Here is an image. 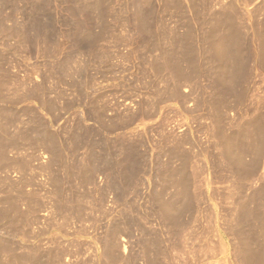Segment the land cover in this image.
Here are the masks:
<instances>
[{"label":"rangeland","instance_id":"1","mask_svg":"<svg viewBox=\"0 0 264 264\" xmlns=\"http://www.w3.org/2000/svg\"><path fill=\"white\" fill-rule=\"evenodd\" d=\"M9 1H10V3L8 4L9 6L7 4L5 5L7 7H4L3 5L0 4V6H3L4 9H8L9 7L8 10L9 12H5L3 7H0V11H1L0 15H2L4 18L9 17L10 21L11 18L13 17H14L13 19H15L21 16L22 18H24L23 21L22 20L20 21V19H22L21 17L19 19L21 25H23L22 22L23 23L26 22L28 24L25 23L22 27L19 24V21L16 19V21L18 22L14 20L13 24L11 23L10 25V22L7 21L5 25L7 24L6 25L7 27H9V25L11 27L14 26V28L16 27L18 28L19 26H21L22 28L19 29L20 31L22 30L21 32L23 33L25 32L24 29L26 28L27 30L30 27L32 29L34 27L33 25L34 22L30 18V16L26 15L25 13L23 14V12H25L23 10L24 5L16 4L19 3L17 0L16 1L7 0V3ZM77 1L78 0H75V2ZM231 1L232 0H106L103 5L108 9L106 10V12H104L102 8L100 10V7H96L97 0H82V1L79 0L78 5L77 6L75 5L77 8L79 9H83L85 7L88 8L87 12H81V14H79L78 16L81 23V26L79 27L76 26L71 21L70 22L66 21V19L68 18L67 1L51 0V5L53 7V12H51L53 17L51 15V19L54 20L52 21V23L49 21L54 27L53 31H51L53 38L50 37L49 39V41L50 40L52 41L49 42L51 44L49 43H43V45L42 43L41 44L37 43L38 45L35 44L34 43L35 41L34 42L32 41V39L33 40L36 39L35 33H34V37H32L31 39V36H33L32 33L35 31V28H33L32 29L33 32L30 29L29 30L31 32L29 30L28 32L27 31L25 32L28 34L27 36H29L28 37L29 40L27 39V42H25L27 44L21 45L20 42H18V39H14V40L11 39L10 43H8L9 45L7 44L8 49L4 48V50H2V47H0V50L4 51L3 54L8 51V55L4 54L5 63L3 65L4 66L3 68L7 73L1 70L2 68L0 69L2 72L7 74V75H3L4 73L0 71V76H1L0 103L9 106V108L12 107L10 110L14 109L13 112L14 117L19 115L18 116L19 119L13 118L15 124L12 125L14 126L13 128L12 126L10 127L11 128L10 131L15 132L17 129L16 128L17 124L19 123V121L20 123L22 121L21 124L19 123L20 125L18 124V127L20 129L18 128L19 130L18 129L17 130L25 131L28 133L30 132L29 135H32L30 138L34 139V137H36L35 136L36 134L34 135L33 131H29L28 124H29V120L32 119V116L33 118L35 116L32 114L28 115V113L27 114L26 112L24 113L21 109H24V107L25 108L29 107L28 109L31 108L34 111L33 107H35L38 113H41L40 118H41L42 127H43L44 119L46 121L45 123L49 121L47 125L44 123L45 127L46 129L50 127L49 130L47 129L49 134H51L52 132L57 134L55 135L56 138L58 137L56 143L60 147L59 149L57 145L54 151L38 148L40 149V150L37 149L38 152L37 151L34 152L35 154L31 153L32 155L29 154L31 158H36V156L37 157L39 156V158L36 159L37 162H34V168L36 167L38 169L35 168L34 170L31 167L30 170H28L29 173L27 172L25 177L28 182L29 181L31 183L33 182L32 184L34 188L32 187V184L29 183L28 185H26L27 186L26 190L28 191H31L32 189L36 190L34 191L37 192L36 196L38 201L41 202L42 207L40 208V210H37L34 213L28 214V212H26L24 216L16 215L17 216L16 217L14 214H12L13 217L10 215V218L12 217V219L10 218L8 219L10 221L0 217V253H1L0 264H5L6 261L10 260L9 254H6V251H3L5 245H6V250L8 247H9L8 249H10V247L12 248L14 247V249L16 250L19 247H21L22 249L21 248L19 249L21 251L17 250L18 254L21 252L20 253L21 255L26 252L24 254L26 255L29 252L30 255L28 254L27 255L31 256V258L34 259V260L32 259L33 261L32 263L42 264L46 262L48 259V252H49L48 249L52 248L51 250H55L57 247H59L60 249L63 246L61 244H64L63 247L65 249V252L67 251L65 253V257L64 256L62 257L63 264L65 263L66 264H96L98 262L97 259L99 258L102 259L103 257V256L101 257V255L103 254V249L101 250V248H103V244L101 243V241L105 240L104 239L105 236L103 237V235H105V231L108 228H110L111 224H113L114 221H118V220H119L118 222L121 223L122 227L124 226L126 227V223L124 221H121L125 219L124 217H128V218L132 217L131 219L139 220L141 223L143 222L142 224L145 227L149 223V225L147 226L149 227L151 226L150 228L148 227L150 233L146 234L144 231L142 232L140 227L135 226L137 227L135 228L133 226L135 229L132 227L133 229L132 230L133 235L131 234L132 238H130V236H128V238L126 236L125 237L122 236L121 239H119L118 248L113 250L115 254L114 252L109 251V255L110 257H112L111 261L114 263L115 262L114 260L117 259L114 264H120V262L121 264H124V259H126V257L127 258L129 257V259L130 257L131 258L134 257L136 259L134 263L132 262L131 264H146V261L145 262L143 261L146 259L145 255L147 254L146 243L151 244V246H149L150 249L149 255L152 256H149V258L158 259L160 261L158 262L161 264H166V263L167 264H171V263L200 264L195 262L190 256L184 259L180 258L182 248L179 246L180 244L179 241L177 240L179 239V237L178 235H175V233L174 234L172 233L174 232L173 229L171 230V228H173L172 223L168 222L171 225L170 226L167 223V221L165 222L163 220L164 218H162L163 217L162 211L164 210V207L163 209L161 207L165 204V201L166 202L169 201L167 199H170L172 195L175 193L174 192L175 187L173 188L172 184L176 183L175 179L177 177H178L177 181L179 179V176H177L178 174L177 166L179 165V162L178 161L176 162V160H174L175 156L178 155L176 152L177 140L178 139L180 141H184V140L187 141V139L189 140L190 129L192 126V129L196 127L195 129L199 130L197 131L199 132L197 134L199 136V144L201 146L198 147L199 150L197 148L196 150L193 149L192 151L196 154L197 156L196 159L198 161L200 159L203 162L205 161L204 164L206 163L205 164L206 166L204 167L201 160H200L201 164L198 163L199 164L197 168L199 169L198 171H200L199 167L203 168V169L201 168L202 174L201 171L198 172V174L199 175L201 174L202 176L200 175L198 177L201 178L199 180H197L196 178L199 184L195 182L194 187H192L191 189L193 193H195L194 190L195 191L197 189L199 190L196 191V193L199 192L197 193L199 195H196L195 193L194 194L195 197L192 201L193 203L196 200V203L199 204L195 205L194 203L195 215H193L194 212H192L191 214L188 213L184 220L189 219L191 216L197 217L198 219L196 224L194 226L192 225V227L195 228V230L194 228H192V230L196 232L195 234L199 235L201 238L202 236L205 237L209 234L210 237H213L216 241H218V238L215 235L217 234L218 229H221L222 231L223 229H225L223 227H225L227 224L226 219L229 220L230 217H232V216L228 217V214L233 213L235 216L238 213L237 201L235 199L230 198V196H228L230 195V191H231V190L229 191V189H234L237 181L236 177L233 175L231 171L233 167L232 164L233 158L234 155L236 154V151L233 149V152H230L232 151L233 146L231 144V141L226 140L227 138L229 139L228 137L229 132L225 131L224 133H221L222 135L218 134V136H215V138L214 135L212 134L210 115H208L209 111L205 106V101H204L207 98V96L211 93L210 81L208 77L198 73L197 65H196L197 62L195 60L196 58L192 52L194 51L192 50L193 49L192 46H194L196 53L200 55L202 50L206 47L204 42L205 41L204 36H206V34L209 31H211V28L213 26L212 19H214L213 17L214 14L216 15L219 11V13L217 14L218 16L220 14L221 8H223V6L225 5L228 6ZM233 1L235 2L237 8L239 9V13L241 15V22L243 23L247 22V19L245 21L242 20L245 18L244 15H246L245 13L247 11L250 12L258 7L264 6V0H233ZM99 2L101 5V0H99ZM15 4L16 6H14ZM21 5L23 6L22 9H21ZM17 6L18 8H20L19 10H15ZM12 7L13 8L15 7L14 8L15 12L11 11L13 9ZM1 8L3 11L1 10ZM122 8L125 9L124 13L120 12V9ZM100 12L102 14H100ZM11 13L12 14L14 13L13 17ZM15 13H17L18 17L17 15L15 17ZM9 14L11 17L9 16ZM101 15L102 17L104 16V21H106L108 26L104 30H102L103 27H101V22H102ZM27 16L29 17V19ZM260 19H263V16H260ZM14 22L16 23V27L14 25L15 24ZM26 25L29 27H26ZM24 26L26 28H24ZM257 29H258L257 32H259L258 37H260L261 29L258 27ZM29 32L31 33V35ZM49 33L50 32L48 31L47 34ZM97 37L98 39H96ZM28 41H30V44L31 43L32 44L29 45ZM9 46L12 47V49L11 48L9 49ZM2 51L0 52L2 53ZM92 54L93 56L96 54L99 57L95 55L96 57L95 58L92 56ZM69 55L72 60L70 59ZM66 56L69 57L68 60L70 61L67 62L68 65L74 66L72 62H75V66L74 67L70 66L71 69H69L70 67L68 68V65L65 66L67 68L64 67L65 69H69L70 71L67 72L65 76L66 78L65 81L67 83H70L69 85L71 86L73 82L70 81H72L73 79L74 84L76 83V85H80L82 82L81 85H84V87L86 86L84 82L90 81L89 84L91 83L93 85L91 86L90 84V86H88L90 88L88 91L89 94L84 93L83 96L85 97V95L87 96L89 95L90 99H92L93 97L94 99L97 100V102H99L100 106L99 108L92 107L93 109L91 108V106H89L90 110L86 109L88 107H86L85 109L84 107H80V105L83 104L82 102L84 101V99H82L83 97L81 98L79 96V98H77L78 94H75V91L73 89H70L68 85L65 86L62 85L61 88L65 89V91L63 90V92L65 94H69L68 99L71 100L74 97L71 101L74 102L77 108H74V110L76 111H73L72 109L70 113L67 112L69 116H67L66 112L63 111L65 112V117H63L64 119L60 118L59 119L60 122H58L57 124L55 123L56 125L59 126L58 127L55 124H52L49 116L47 117L46 114L41 109L38 108V105L36 104L35 106V102L31 100L33 96L37 95L36 93L37 90H35L34 83L38 82V80L41 81L40 79L42 76L40 74L47 77L48 75L47 73H50L55 69H56L55 71L59 72L58 70H60V67H62L63 64L66 63L65 62V60L67 59ZM49 57L51 59H49ZM56 59H58V62L59 63L61 62L62 65L61 63L58 64ZM193 61H194V65H192ZM47 62L49 63L52 62V63H50L51 64L50 65ZM37 64L38 67L36 66ZM46 64H49V66ZM56 64L58 65V67ZM52 65L55 67H53ZM47 66L48 68H51L52 66V68L47 69ZM75 67H78L77 70L78 71L80 70L81 72V76H80V72L76 75V76L79 75L83 79L81 80V78L78 76L81 82H79V80H77L78 82L75 81L76 79H78V77L76 78L75 76V73L78 72ZM80 67L81 69L83 68L82 69L83 71L80 69ZM74 68H75L74 70L75 72L72 70ZM46 69L48 72L46 71ZM177 70L178 72L179 71L181 72L177 73ZM9 71H12L11 74ZM72 71H73L72 76L74 75L75 78H72L70 74ZM12 73L14 76L12 75ZM36 74L37 75L39 74V76H37ZM68 75H70V77H68ZM86 76L87 78L89 77L88 78L89 80L86 78ZM30 77L33 80H30ZM84 77L88 81L84 80ZM32 82L34 83L32 84ZM51 82L49 83V85L50 84L52 85ZM26 88L27 89L29 88V90H27ZM34 90L35 92H33ZM72 91H74V94H72L73 93ZM30 95L33 96L31 97ZM69 96L71 97L69 98ZM29 97H31V99ZM76 101H78V103ZM61 104L63 105V103ZM19 109L21 110L22 113L19 112L20 111ZM25 110L27 109H24V111ZM59 110H56L57 111L56 114H59L61 112V111L59 112ZM97 110L100 112H98ZM80 111L81 114H79ZM94 111H96L97 113L96 112L94 113ZM90 112L91 114L93 113L95 114L93 115L94 118H91L92 115L90 114ZM17 113H21L22 116L20 114L16 115ZM100 113L101 114L104 113L105 115L104 114L101 115ZM230 114L228 113V115ZM73 115L75 116L77 115L79 119ZM98 115L101 117L99 118ZM66 117L68 119H71L72 117V119L68 120ZM121 118L124 120H121ZM74 119L75 121H73ZM120 122L123 123L120 124ZM125 122H127L126 123L128 124L127 126ZM117 123L120 125H118ZM115 124H116V129H115L116 131L114 132H117L118 133V134L116 133L117 135L112 131L113 129H111V128H115ZM123 124L124 126H122ZM3 125L6 124L4 123ZM26 125L28 126V128ZM53 125L55 126L53 127ZM22 126H24L23 128L24 130L22 129ZM68 127L70 128V130ZM81 127L82 129H80ZM122 127L123 128L125 127V129H122ZM110 129L111 132L113 133L108 131ZM50 130L52 131L50 132ZM61 131L64 135L61 133ZM127 131L130 133H128ZM192 131L194 132L195 130ZM187 132H189L188 135ZM28 133H26L27 136ZM132 133H134L135 135L134 137ZM83 134L86 135L84 136ZM126 134L129 137L130 135H132L130 137L131 139L129 137L127 139ZM123 135L125 136L124 138H126L127 140H124ZM169 135L170 137L171 136L173 137H171L170 139ZM176 135L177 137H175ZM74 136L75 138H73ZM118 136L120 138H118ZM219 136H223L224 140L222 139L223 137L220 138ZM122 138L123 140H121ZM172 138H174L175 141L174 143ZM175 138L177 140H175ZM131 140L133 141L131 142ZM216 140H218L217 141L218 143L215 142L216 145L215 147L214 141ZM77 141L79 142L77 143ZM118 141H120L122 145ZM128 141H130L131 143H128ZM134 141L137 144L133 143ZM228 141L230 145H228ZM170 142L173 143V145ZM126 144H129L130 147L128 148V145ZM132 145L138 147V149L133 147ZM185 146L187 147L186 148L187 150L191 149L190 147L187 146V142ZM200 148H202L203 150ZM227 148L229 150H227ZM128 149L132 151L130 150L128 151ZM56 150L57 151L60 150L61 152L59 151L60 153H58ZM27 151L29 153V152H33L34 150L31 149ZM136 151H138L139 153H136ZM198 151H200L201 154L198 153ZM131 152L134 154H139L138 156L143 158V159L140 158L139 161L141 166V167L139 166L140 168V172L138 174L139 178L137 177V180L139 179V181L134 180L135 183H137L136 185L133 183L134 182L133 181L130 182L131 184L127 183L126 186H124L125 184H123L122 175L125 174V172L123 171L125 170V168H123L124 166L121 167L119 163L124 161L126 162V159L123 158L125 155L124 153L128 154ZM197 154H199L200 157L202 156L203 159L200 158ZM231 154L233 157L231 156ZM9 156L12 155L10 154ZM30 156L28 159H30ZM170 156L171 158H173L174 161L171 160ZM91 157H93L95 161H89ZM29 161H31V159ZM96 161L97 162L99 161L100 163L98 162L99 163L98 164ZM170 161L176 163L175 164L172 162L170 163ZM38 163L42 165L39 166ZM127 165L128 164H126L125 167L127 168V172H129L130 166ZM170 165L172 166V168ZM90 166H94V167L90 168ZM91 169L92 171L90 172ZM174 169L177 170L175 171ZM115 170L117 172H115ZM174 171L176 173H174ZM122 172L124 174H122ZM175 174L176 177L174 176ZM198 174L196 176H198ZM14 176L13 174H11L10 178L12 180H18V178H16L17 175ZM110 179L112 180V182L109 181ZM54 180L56 181L57 184H55ZM114 183L116 184V186ZM119 183L121 185V188L120 185H118ZM134 185L135 186L139 185V187L134 188L135 187ZM197 185L198 188H195ZM56 186L60 187L59 189H61V191L60 190L59 191L61 192V195H56L57 194ZM168 187L170 189L165 192V190ZM177 188H175V191L177 190ZM121 189L123 190V192ZM125 189H127L128 192L127 190L125 191ZM124 192H126L127 194ZM167 193L168 194L173 193V194L172 195L170 194L171 195L170 196ZM38 194L41 195L42 198ZM54 194L55 196H53ZM57 196H58V201L60 202L62 201L61 203L64 206H66L67 210H70L75 207H79L80 205L81 206L86 205L87 207L86 206L82 207L83 211L85 210L83 212L84 217L82 218V221L84 219L85 220L82 222L74 219L73 220L69 219L68 222V220H63V219L69 216H65L64 214H62L63 215L62 217L63 219H62L60 217L62 215L60 216L57 215L55 213V204L57 201L56 199ZM121 196L124 197L122 198ZM197 196L198 199H195L197 198ZM129 201L133 203L130 204ZM69 202L71 205L69 204ZM64 203L67 204L65 205ZM89 203L91 204L92 208L89 206L90 205ZM30 205L31 203L29 202L28 206L30 207ZM67 205H69L70 207ZM128 205H130L131 207L129 206L130 207L129 208ZM195 206L196 207L199 206V207L196 208ZM19 209L20 211L25 212L26 207L22 204L19 207ZM133 209L137 212H135ZM102 210L104 211L101 212ZM197 212L199 214H197ZM126 213H128L129 215L133 213L134 216H132L133 215L132 214L130 217L129 215H125ZM136 213L137 214L139 213L138 214L139 216H137ZM120 215L123 218H121ZM26 217H28L27 219L28 220L30 219L31 221L30 220L28 221ZM138 217L139 219H137ZM142 218H144L145 220L143 219V221H141ZM37 219L39 220L37 221ZM53 219L54 221H51ZM163 221L165 222L164 225L162 224ZM24 222H26V224ZM28 222H31L32 224L31 223L29 224ZM67 222L69 224H66ZM71 223H75L74 226ZM79 223L81 224V226H79L80 225ZM11 224H14L13 225L15 226L14 228L16 227L17 228L13 230L12 228L13 226H11ZM33 224L35 226H32ZM59 224L63 229L60 227ZM65 224L66 226L70 225L69 228L68 226L64 227ZM82 225L84 227H82ZM30 226L32 227L30 228ZM166 226L167 227L170 226L171 228L168 227L170 230L167 229ZM82 228H84L83 229L84 232L81 231ZM13 231H17L19 234ZM67 231H69L70 234L72 235H70L69 232ZM137 231L138 232L140 231V233L138 234ZM64 232L65 233L67 232L68 236H66V234L63 235ZM169 232L171 233L169 234ZM247 233L251 235L250 230H248ZM147 235H149V237H147ZM153 235L154 237H152ZM37 238L39 239L40 242L37 240ZM78 238L79 240H77ZM145 238L148 240H145ZM229 238L232 239V237ZM233 238L235 241L234 240L232 241L234 243L235 242L238 243L236 237ZM74 239L77 240L78 242L76 243ZM50 240L52 241L55 240L54 241L55 243L51 241L52 242L51 245ZM58 240H60L59 243L56 242ZM149 240L150 241L152 240L151 242L154 243L152 244ZM85 242L87 243L85 244ZM56 243L58 244L56 245ZM14 244H16V246H14ZM32 245L34 246L38 245V250L30 251L31 249H34V248L29 249ZM218 245L219 244L216 245L217 249L221 247L220 245L219 246ZM27 246L29 247L26 248ZM63 247L61 248L62 250H64ZM204 247H205L204 244L201 243L200 250L202 251ZM1 249L3 252L1 251ZM24 249H28L29 251L27 250L25 251ZM80 249L81 251H79ZM220 253L221 252L218 253V257H216L215 260H217L221 264H229L225 256L221 255ZM120 257H122L123 259ZM160 258L163 259L165 263H163V260H161ZM38 259L41 262H39ZM120 259L123 261H121ZM67 261L69 262L67 263ZM233 263L238 264L237 262H233Z\"/></svg>","mask_w":264,"mask_h":264},{"label":"bare ground","instance_id":"2","mask_svg":"<svg viewBox=\"0 0 264 264\" xmlns=\"http://www.w3.org/2000/svg\"><path fill=\"white\" fill-rule=\"evenodd\" d=\"M17 1L19 3H16V4H23L24 5V7L21 5V9L23 7V10L25 11V12H23V14L25 13L26 15L30 16V18L34 22L33 23V25H34L33 28H35V31L33 32L32 31L33 28L31 29V27L29 28L33 32L32 33L33 36H31V39H32V37H34V33H35V38L36 39H34V40L32 39V41L33 42L35 41L34 42L35 44H37V43H40L41 44L42 43V45H43V43H49L51 41V40L49 41V39H50V37H52V34H51L52 32L51 31H53V28H54L53 25L51 24L52 21H54L53 19H51V15H52L51 12H53V7L51 5V0H17ZM63 1H67L68 18L66 19V21L67 22H70L71 21L76 26H79L80 27L81 26V23H80V19L78 18V16H79V14H81V12H87L88 11V8L87 7H85V8L81 7L83 9L77 8L76 6L78 5V1L79 0L77 2H75V0H63ZM105 1L106 0H101V5H100L99 0H97V3H96V7H100V10L102 8L104 12H106V10L108 9V8H106L103 5L105 3ZM9 3H10V1L7 3V0H0V4L3 5L4 7H7L5 5L6 4L8 5ZM16 4L14 6H16ZM3 6H0V7H3ZM10 6H11V4H10ZM4 7H3V9H4ZM14 8L11 10L12 12L13 11L15 12V10H19L20 9V8H18V6H17L18 9L16 8L14 10ZM1 10H2V8H1ZM4 10H5V12H9L8 11L9 10V7H8V9H4ZM124 10L125 9L122 8V9H120V12L121 13H124ZM20 12H22V11H20ZM0 13H1V11H0ZM218 13H219V11H218ZM6 14H4V15H6ZM13 14H12V17H13ZM100 14H102V13L100 12ZM217 14L216 15L214 14V16H213L214 17V19H212L213 20L212 21L213 23L211 22L212 25H213V26L211 25L212 28L209 27V28H211V31H209L208 33L206 31L207 34L205 33L206 36H204L205 37L204 38V40H205L204 42H205V46L206 47L202 50V52L200 53V55H198V53H196V51H195L194 46H192L193 47L192 50H194L192 52H193V54H194V56L196 58L195 60L197 62L196 65H197V71H198V73L199 74H202V75H204L206 77H208L209 78V81H210L211 93L207 96V98L204 101H205V106L207 107V109L209 111V114L208 115H210L212 134L214 135V138H215V136H218V134L220 135L221 133H224L225 131L226 132H229V136H228L229 139L226 137L227 138L226 140L231 141V144L233 146L232 147V151H230V152H233V149L236 151V154L235 155L232 153L234 155V158H233V163H232L233 164V167H232V170L231 171H232L233 175L236 177V180L237 181H236V184H235V188L234 189H229V191L230 190L231 191H230V195H228V196H230V198L235 199L237 201L238 213L235 216H234L233 213H229L228 214V217H230V216H232V217H230L229 220L226 219L227 220V224H226L225 227H223L225 229H223V231L221 229H218L217 230V234L215 235L218 238V241H216L213 237H210L209 234L207 236H205V237L202 236V238L199 235L195 234L196 232L192 230V228H194V227H192V225L194 226L196 224L197 219H198L197 217H192L191 216L189 218V216H190L189 215L188 216L189 219L184 220L186 218V215L188 213L191 214L192 212H194V209H195L194 208V203H195V205L197 204L196 203V200L193 203H192V201H193V199L195 197L194 194L196 193V191H199V190L198 189L196 191L194 190L195 193H193L191 188L194 187L195 182L197 184H199L197 180L201 179V178H198V177L202 174V171L201 170L203 169L202 167H199L200 168V171H201V174L199 175L198 172H200V171H198L199 169H197V168H198L199 164H201L200 163V160L201 159L198 161L196 159L197 158L196 154L192 151L193 149L196 150L200 146V144H199V136L197 134V133H199V132H197L199 130L195 129L196 127H194V129H192V126H191V129H190V139L189 140L187 139V141L183 139L184 141L187 142V146L190 147L191 149H188L187 150L186 149L187 147L185 146L186 145V142L180 141L179 139L177 140L175 138V140H177V143H176L177 144V146H176L177 151L176 152H177L178 155L175 156L174 160H176V162L177 161L179 162V165L177 164L178 165L177 166L178 167V170L176 169L177 172H178L177 176H179V179L177 181V178H178L177 177L175 179L176 180V183H174L172 185H173V188L174 187L175 188L178 187L179 189L177 188V190L175 191V188H174V192L175 193L174 194L172 193L173 195L170 193L172 195V197L170 199H167L169 201H167V202L165 201V204H164L165 206L163 205L161 207L162 209L164 207V210L162 211V216H163L162 218H164L163 220L165 222L167 221V223L168 222L169 223H172L173 228L170 227L171 225L169 223L168 224L170 226H168V227L171 228V230L173 229L174 232H172V233L173 234L175 233V235H178V237H179V239H177V240L179 241V244H180L179 246L182 248L181 249L180 258H183L184 259V258H187L188 256H190V257H192V259L195 262L200 263V264H221L220 262H218L217 260H215V258L218 257V253L221 252L220 254L223 255V256H225V258L228 260V263L229 264H234L233 262H237L238 264H264V6L263 7L262 6L261 7H258L255 10L250 11V12L247 11L245 13L246 15H244L245 18L242 19L243 21H245L247 19V22H245V23L241 22V15L239 13V9L237 8V6H236V4H235V2L233 0L229 3L228 6L225 5V6H223V8H221L220 14L218 16H217ZM16 15H17V13H15V17H16ZM0 16H1V18H0V47H2V50H4V48H7L8 47V45H9L8 43H10V40L11 39H13V40L14 39H18V42H20L21 45L22 44L23 45L24 44H27L25 42H27V39H28L29 36H27L28 34L25 33V32L26 31L28 32L29 29L27 30L26 27H29L30 24H29V26H27V25H26V27L24 26V28H26V29H24L25 32L23 33V32H21L22 30L20 31L19 28H22L23 25L26 23V22H24V23L22 22L23 25H21V23H20V21L21 20L23 21L24 18H22L20 16L22 19H20V17L13 19L14 18L13 17V18H11V21H12L11 22L10 19H9V17L8 18H4L2 15H0ZM9 16H10V14H9ZM260 16H263V19H260ZM5 17H7V16H5ZM17 17H18V15H17ZM52 17H53V15H52ZM242 18H243V16H242ZM16 19L18 21L20 19L19 24L22 27L17 24L19 26L17 28L15 22H14L15 23L14 25H15L16 28H14V26H12V27L10 26L11 23L13 24V21L14 20L16 21ZM28 19H29V17H28ZM101 19H102L101 20L102 21L101 22V27H103L102 30H104L108 26H107L106 21H104V16L102 17V15H101ZM7 21L10 22L9 27L6 26L7 24L5 25V23H7ZM18 21H16V22H18ZM26 24H28V23H26ZM257 27L261 29V35H260V37H258L259 32H257V30H258ZM48 31L50 32L49 34H47ZM30 35H31V33H30ZM96 39H98V37ZM28 42H29V45L32 44V43L30 44V41H28ZM49 44H51V43H49ZM10 48L12 49V47L9 46V49ZM47 49H48V47H47ZM2 50H0V51H2ZM49 51H50V49H49ZM3 52L4 51H2V53L0 52V69L2 68L1 70H3L4 72H6L5 69L3 68L4 67L3 65L5 63L4 62L5 61L4 60L5 59V55L4 54H7L8 55V51L6 53H4V54H3ZM95 55L93 56V54H92L93 57H95ZM96 56H98V55H96ZM66 57H67V59H66L67 61L65 60L66 63L63 64L62 67H60V70H58L59 72L55 71L56 70L55 69L54 71H51V72L49 70L50 73H47L48 72L47 69H51L52 66H53L52 65L51 68H48L49 64L52 63V62H50V63L47 62V63H49V64H46V65H48L47 66V69H46L47 72H45V73L48 74L47 77H45L42 74H40L42 76V77L40 76L41 77V79H40L41 81L38 80V82H35V83L32 82V84L34 83V85H35V90H37V92H36L37 95H35V96L32 95L33 97L30 95L32 97V100L31 101H34L35 102V106L37 104L38 105V108L41 109L46 114L47 117L49 116L52 124H55V123L57 124L58 122H60L59 119L65 117V112L67 114V112L70 113L72 111V109H73V111H76V110H74V108H77V106L74 104V102L71 101L74 97L71 100L68 99V95L69 94H65L63 92V90L65 91V89H62L61 88L62 85L63 86L68 85V87L70 89H73L75 91V94H78V97L77 98H79V96L81 98L83 97L82 99H84V101L82 102L83 104H81V105L79 103L80 107H84V109L86 107H88L86 109H89V106H91V108L92 107L93 108H96V107L99 108V106H100L99 102H97V100L94 99L92 96H91L92 99H90V96L89 95L88 96L85 95V97L83 96L84 93L85 94H89L88 91H89L90 88L88 86H90L91 83L89 84V82H90V81H88L89 80L88 79L89 77L87 78V76H86V78L88 79L87 80L84 77V80H87L88 81V82H84L86 86L84 87V85H81L82 82L79 80L81 78L80 77L81 76V72H80V70L79 71L77 70L78 67H75L76 70L78 71V72L75 73V76L80 72V76L78 75L80 78L78 76H76V78L78 77V79H76L75 81L79 80V82H81V84L80 83H79L80 85H76V83L74 84V81L72 79V78H75L74 75L72 76V73L75 70V68L72 69L73 71L70 73L71 76H72V78H71L72 81H70V82H73L71 84V86L69 85L70 83H67L65 81L66 80L65 76H66L67 72L69 71V69H71V67H74L75 66V62H72L74 64V66L73 65H70L71 66L70 67L68 65V63H67V62H70L68 60V58L70 57V55H69V57L68 56H66ZM49 59H51V58L49 57ZM70 59H71V57H70ZM56 61L58 62V59H56ZM60 63L58 62V64H60ZM6 64H7V62H6ZM61 65H62V63H61ZM67 65H68V68L70 67L69 69H65V68H67V67H65ZM192 65H194V61H193ZM36 66L38 67V64ZM53 67H55V66H53ZM57 67H58V65H57ZM81 67H83V66H81ZM81 67H80V69H81ZM88 68H89V66H88ZM178 70H177V73L181 72V71L178 72ZM4 72H2V73H4ZM9 72L11 74L12 71H9ZM6 73H4L3 75H7ZM12 75H13V73H12ZM16 75H17V73H16ZM37 76H39V74ZM68 77H70V75H68ZM34 78H36V77H34ZM1 79H3V78H1ZM30 80H33V79H31V77H30ZM81 80H83V79L81 78ZM10 81H12V80H10ZM26 81H28V80H26ZM50 82L52 83V85L50 84L51 86L49 85ZM92 85L93 84H91V86ZM26 87H27V85H26ZM14 88H15V86H14ZM27 90H29V88ZM35 90L33 92H35ZM74 91H72L73 92L72 94H74ZM30 94H32V93H30ZM65 95H66V98H65ZM90 95H91V92H90ZM71 96H69V98ZM31 97H29V98L31 99ZM75 97H76V95H75ZM5 101H4V103H5ZM78 101H76V102L78 103ZM61 103H63V105ZM15 104H16V102H15ZM30 107H31V104H30ZM11 108H9V106H6L5 104L0 103V217L3 218V219H6V220H8L10 218V215L12 216V214H14L15 216L16 215H18V216L19 215L24 216L26 214V212H28V214H29V213H34L37 210H40V208L42 207V205H41V202H39L38 199H37V196H36L37 192H35L36 190L35 189H34L35 191L33 189L31 191L26 190V187H27L26 185H28L29 183H31L30 181L28 182L27 179L25 178L26 177V173L28 172V170H30L31 167H32V169L35 170L36 167L34 168V162H37L36 159L39 158V156L37 157L36 155H35L36 158H31V156L29 154H31V153L35 154L34 152H36L38 148H42L44 150H49V151L50 150H53L54 151L56 149L57 145H58L56 143L58 137L57 138L55 137V135H57V134H55L54 132H52L51 134H49L48 130H49L50 127L47 126V127H49V128H47L48 130L45 127V124L47 125V123H49V121L47 123H45L46 121H45L44 117H43L44 120L43 119L42 120L44 121L45 124L43 123V127L44 128L42 127L41 118H40L41 117L40 116L41 113H38V111L36 110L35 107H33L34 111L31 108H30L31 110L28 109L29 107L28 108H25L24 107V109H27L25 111H24V109H21V110L24 113L26 112V114L28 113V115L29 114H32V115L35 116L34 118L32 116V119L29 120V124L28 123L27 124L29 126V131H33L34 135L36 134L35 135L36 137H34V139H31L30 137L32 135H29L30 132L28 133V132H25V131H18L20 129L18 127V124L20 123L19 120H18L19 123L16 122V123H18L17 124V127L15 126L17 129L18 128L19 129L18 130L16 129L15 132H11L10 131V129H11L10 127L13 124H15V121H14L13 118L19 119V117H18L19 115L18 114L21 115V113H22L21 110L19 109L20 110L19 112H21V113H17L16 115H18V116H15L14 117V115H13L14 114L13 113L14 112V109L13 110H10ZM56 110H59V112L60 111L61 112L65 111V112H63V113H61V112L59 113L58 112L59 114H56V112H57ZM77 111H79V110H77ZM95 112L96 111H94V113ZM98 112H100V111H98ZM94 113L91 114V112H90V114L92 115L91 118H94L93 117V115H95ZM228 113L229 114L231 113V114L228 115ZM79 114H81V111H80ZM103 114L104 113H102L101 115H103ZM67 116H69V115L67 114ZM73 116H75V115H73ZM30 117H31V115H30ZM75 117L78 118L77 115ZM81 117H84V116H81ZM98 117L100 118L101 116L98 115ZM102 117H104V116H102ZM20 119H21V117H20ZM71 119H72V117H71ZM71 119H68V120H71ZM88 119H90V118H88ZM121 120H124V119L121 118ZM25 121H26V119H25ZM73 121H75V119ZM37 122H38V124H37ZM123 122H120V124L123 123ZM4 123L6 125H3ZM21 123H22V121H21ZM69 123H67V124H69ZM101 123H102V121H101ZM126 123L127 122H125V124ZM120 124H118V125H120ZM55 125H53V127ZM127 125L128 124H126V126ZM28 126H27V128H28ZM56 126H58V125H56ZM122 126H124V124ZM13 127L14 126H12V128ZM125 127L124 128L122 127V129H125ZM23 128H24V126H22V129ZM60 128H58V129H60ZM77 128H79V127H77ZM80 129H82V127ZM111 129H113L112 130L113 132L116 131L115 130L116 129V124H115V128H111ZM111 129L108 130V131L111 132ZM69 130H70V128H69ZM120 130H121V128H120ZM192 130H195V131L193 132ZM51 131L52 130H50V132ZM133 131H135V130H133ZM76 132H77V130H76ZM113 132H111V133H113ZM26 133H28V136L26 135ZM61 133H62V131H61ZM114 133L116 134L117 132H114ZM128 133H130V132H128ZM76 134H75V136H76ZM124 134H125V132H124ZM127 134H126V136H127ZM188 134H189V132H187V135ZM83 135L85 136L86 134H83ZM132 135H133V137L135 136L134 133H132ZM132 135H130V137ZM75 136L73 138H75ZM124 137L125 136L123 135V138ZM128 137L129 136H127V139H128ZM169 137H170V135H169ZM171 137H173V136H171ZM171 137H170V139H171ZM175 137H177V135ZM219 137L221 138L223 136H219ZM118 138H120V137L118 136ZM118 138H117V140H118ZM123 138L121 140H123ZM127 139L124 138V140H127ZM172 139H173V143H174L175 142L174 141V138H172ZM180 139H181V137H180ZM222 139L224 140V137ZM226 140H225V142H226ZM132 141L133 140H131V142ZM217 141L218 140L214 141V145H215V142L218 143ZM229 141H228V145H230L229 144ZM78 142L79 141H77V143ZM118 142H120V141H118ZM131 142L128 141V143H131ZM133 143H136V142L134 141ZM173 143H171V144L173 145ZM223 144H224V142H223ZM121 145H122V143H121ZM123 145H124V143H123ZM126 145H128V148L130 147L129 144H126ZM225 146H226V143H225ZM58 147H59V145H58ZM133 147H135V148L138 149V147H136V146H133ZM215 147H216V145H215ZM31 149L34 150V151L28 153L27 150H31ZM59 149H60V147H59ZM131 149H132V147H131ZM200 149H202V148H200ZM38 150H40V149H38ZM129 150L130 149H128V151ZM133 150H134V148H133ZM198 150H199V148H198ZM227 150H229V149L227 148ZM59 151H57V152L60 153L61 151L60 152ZM130 151H132V150H130ZM63 152H64V150H63ZM176 152H175V154H176ZM136 153H139V152L136 151ZM198 153H200V151H198ZM10 154L12 156H9ZM124 154L125 155H124L123 158L126 159V162L125 161L124 162H120L119 165L121 167L124 166L123 168H125V170H123V171L125 172L126 177H125V174L123 172H122V174H124V175H122L121 173L120 174L123 176V184H125L124 186H126L127 183L133 182L134 180L136 181L137 180V177L139 178V176H138V174L140 172V168H139L140 163H139V161H140V158L141 157L138 156L139 154H134L132 152L131 153H128V154H126V153H124ZM232 154H231V156H232ZM91 155H92V153H91ZM197 155L199 156V154H197ZM29 156H30L31 161H29L30 159H28ZM94 156H95V154H94ZM231 156H229V157H231ZM203 157H204V155H203ZM40 158H41V156H40ZM170 158H171V156H170ZM200 158H202V156ZM141 159H143V158H141ZM34 160H36V161H34ZM171 160H173V158H171ZM39 161H40V159H39ZM89 161H95V160H94L93 157H91L89 159ZM173 161H170V163L171 162L174 163ZM41 162H39V163H41ZM204 162L202 161V163H203V165L205 167L206 166L205 165L206 163L204 164ZM126 164H128L127 166H130V171L129 172H127V168L125 167ZM41 165L39 164V166H41ZM91 167H94V166H90V168ZM142 167H143V164H142ZM174 167H175V165H174ZM171 168H172V166H171ZM36 169H38V168H36ZM91 171H92V169L90 170V172ZM175 171H174V173H176ZM115 172H117V171L115 170ZM11 174H13V176L14 175H17L16 178H18V180H12L10 178L11 177ZM197 174H198V176H196ZM118 175H119V173H118ZM110 176H108V177H110ZM172 176H171V178H172ZM174 176L176 177V174ZM119 178H120V176H119ZM196 178H197V180H196ZM92 180H93V178H92ZM109 181L112 182L111 179ZM135 181L133 183L136 185L137 183H135ZM137 181H139V179ZM171 182H172V180H171ZM199 182H201V181H199ZM120 183H122V182H120ZM120 183L118 185H120ZM55 184H57L56 181H55ZM138 184H139V182H138ZM115 186H116V184H115ZM32 187L34 188L33 184H32ZM128 187H125V188H128ZM136 187H139V185L138 186H135L134 188H136ZM59 188L60 187L56 186V190H57V194L55 193L56 195H61V192H60L61 189H59ZM120 188H121V185H120ZM195 188H198V185ZM123 189H124V187H123ZM169 189L170 188L168 187L165 190V192L168 191ZM126 190L127 189H125V191ZM122 192H123V190H122ZM127 192H128V190H127ZM52 193H53V191H52ZM124 193H126V192H124ZM197 193H199V192H197ZM197 193H196V195H199ZM55 194L53 196H55ZM170 194H168V195H170ZM39 196L41 197V195H39ZM56 199H57V201H56V204H55V213L57 215L60 216V215L64 214L65 216H69V217H65L64 219L62 218L63 215L60 216L63 220H68V222H69V219L70 220H73L74 219V220L82 221V218L84 217V213L83 212L85 211V210L83 211V208H82L84 206L83 205L84 203L82 204L83 206H81V205L79 206V204H80V202H79V204H78L79 207H75V208H72L70 210H67L66 206H64L61 203L62 201L61 202L58 201V196L56 197ZM195 199H198V196ZM59 200H61V199H59ZM65 201H66V199H65ZM29 202L31 203L30 207L28 206ZM101 202H99V203H101ZM129 202H130V204L133 203L131 201H129ZM67 203H68V201H67ZM155 203H156V201H155ZM20 204L21 205L23 204L26 207L25 212L20 211V209H19V207L21 206ZM69 204H70V202H69ZM67 206H69V205H67ZM89 206L91 207V204ZM129 206L130 205H128V207ZM198 207H196V208H198ZM76 208H78V209H76ZM129 208H127V209H129ZM22 210H23V208H22ZM103 211L104 210H102L101 212H103ZM123 211H126V210H123ZM135 212H137V211H135ZM198 212H197V214H199ZM129 213H130V210H129ZM132 214L133 213H131V215ZM138 214H137V216H139ZM125 215H129V214L126 213ZM131 215H129V216L131 217ZM193 215H195V212H194ZM132 216H134V214ZM12 217L10 219H12ZM120 217H121V215H120ZM160 217H161V215H160ZM27 218L28 217H26V219ZM31 218H32V215H31ZM121 218H123V217H121ZM124 218L125 219H123L121 221H124L126 223V227L124 226L125 224L123 225L124 227H122L121 223L118 222L119 221L118 220V221H114L113 224H111L110 228H108L106 231L104 230L105 231V235H103V237L105 236L104 237L105 240L101 241V243L103 244V248H101V250L103 249V254L102 255L100 254L101 257L102 256L103 257H102V259L99 258V257H98L99 259H97L95 257L97 259V261H98L97 263H99V264H114L116 262L117 259L114 260L115 261L114 263L111 261V258L112 257H110L109 251L114 252L113 250H115V249L118 248V242H119V239H121L122 236H124V237L126 236L127 238H128V236H130V238H132L131 237V234H132V230H133L132 227L133 226L134 227L135 226L140 227V229L142 230V232L144 231L146 234H149L150 233L149 228L151 226L150 227L147 226V225H149V223L145 227L142 224L143 222L141 223L139 220L131 219L132 217L131 218L124 217ZM14 219H16V218H14ZM137 219H139V217ZM143 219L144 218H142L141 221H143ZM38 220L39 219H37V221ZM113 220H115V219H113ZM8 221H10V220H8ZM51 221H54V219L51 220ZM164 221L162 222L163 225L165 223ZM26 222H24V223L26 224ZM68 222L66 224H69ZM109 222H111V221H109ZM11 223H12V220H11ZM28 223L30 224L31 222H28ZM14 224H11V226H13ZM66 224H65V226L64 225L63 226L64 227H67L68 225L66 226ZM71 224H73V226H74L75 223H71ZM9 225H10V223H9ZM78 225H76V226H78ZM32 226H35V225L33 224ZM32 226H30V228ZM69 226H68V228H69ZM79 226H81V224ZM14 227L15 226L12 227L13 230L17 228V227L16 228H14ZM22 227H25V226H22ZM60 227H61V225H60ZM82 227H84V226L82 225ZM168 227H167V229H169ZM135 228H137V227H135ZM83 229L84 228H82L81 231L84 232ZM19 230H20V228H19ZM26 230H28V229H26ZM194 230H195V228H194ZM248 230L251 231V235H249L247 233ZM17 231H13V232H17ZM61 231H64V230H61ZM67 232H69V231H67ZM67 232L66 233L64 232L63 235L66 234V236H68L67 235ZM77 232H80V231H77ZM139 233H140V231L138 232V234ZM170 233L171 232H169V234ZM21 234H23V233H21ZM69 234H70V232H69ZM154 234H156V233H154ZM157 234H158V232H157ZM70 235H72V234H70ZM175 235H174V237H175ZM24 236H26V235H24ZM150 236H151V234H150ZM147 237H149V235H147ZM152 237H154V235ZM178 237H176V238H178ZM229 237H232V239H230ZM233 237H236V240L238 241V243H236V242L234 243L232 241V240H234ZM56 239H58V238H56ZM100 239H99V242H100ZM37 240L39 241L38 238H37ZM77 240H79V238ZM77 240H75L76 243L78 242ZM145 240H148V239L145 238ZM51 241L52 240H50V242ZM54 241H52V242H54ZM59 241L60 240H58L56 242L59 243ZM70 241H69V243H70ZM52 242H51V245H52ZM75 242H73V243H75ZM11 243H13V242H11ZM58 243H56V245ZM86 243L87 242H85V244ZM201 243H203L204 246H205L202 249V251L200 250ZM8 244H10V243H8ZM217 244H219L221 246V247H219V249L216 248V245ZM61 245L64 246V244H61ZM14 246H16V244H14ZM149 246H151V244L146 243V253H147L146 255H147V257L145 255V258L146 259L143 260V261L144 262L146 261V264H161V263H159L160 261L158 259H151V258H149V256H152V255H149L150 254L149 253V250H150L149 249ZM28 247L29 246H27L26 248H28ZM8 248L6 250V245H5L4 246V250H3V251H6V254H9V258H10V260L6 261L5 264H12V263L13 264L14 263H16V264H31L33 262L32 261L33 258H31V256H28V255H30L29 252L27 253L28 255L27 254L24 255L26 252L24 254H21V255H20L21 252L18 254V251L17 250H19L21 247H19L17 250L14 249V247L13 248L10 247V249H8ZM31 248H34V249H31ZM40 248H41V246H40ZM57 248L55 250H51L52 248L51 249H48L49 250V252H48V259H47L46 262H44L42 264H63L62 257L63 256L65 257V253L67 251L65 252L64 247H63L64 250H62L61 248L59 249V247H57ZM29 249H31L30 251H32V250L37 251L38 250V245L37 246L32 245ZM24 250L25 251L26 250L29 251L28 249H24ZM1 251H2V249H1ZM19 251H21V250H19ZM79 251H81V249ZM114 254H115V252H114ZM155 255H154V257H155ZM40 257H42V256H40ZM143 257H144V255H143ZM159 257H160V255H159ZM120 258H122V257H120ZM35 260H37V259H35ZM135 260L136 259L134 257L133 258L130 257V259H129V257L128 258L126 257V259H124V264H131L132 262L134 263ZM161 260H163V259H161ZM38 261H39V259H38ZM69 261H67V263ZM94 261H96V260H94ZM121 261H123V260H121ZM39 262H41V261H39ZM137 262H138V260H137ZM74 263H75V261H74ZM163 263H165L164 260H163ZM32 264H35V263H32ZM120 264H121V262H120Z\"/></svg>","mask_w":264,"mask_h":264}]
</instances>
